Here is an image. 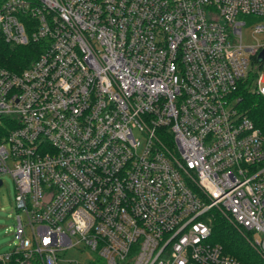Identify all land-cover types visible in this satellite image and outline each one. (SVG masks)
I'll use <instances>...</instances> for the list:
<instances>
[{
    "label": "built area",
    "instance_id": "2783aa9c",
    "mask_svg": "<svg viewBox=\"0 0 264 264\" xmlns=\"http://www.w3.org/2000/svg\"><path fill=\"white\" fill-rule=\"evenodd\" d=\"M263 19L264 0H0V173L23 213L0 264H83L71 247L244 264L210 239L218 215L264 260V123L235 95L264 96V42H242ZM29 43L27 65L3 63Z\"/></svg>",
    "mask_w": 264,
    "mask_h": 264
},
{
    "label": "trees",
    "instance_id": "16d2710c",
    "mask_svg": "<svg viewBox=\"0 0 264 264\" xmlns=\"http://www.w3.org/2000/svg\"><path fill=\"white\" fill-rule=\"evenodd\" d=\"M39 50L38 45H6L2 51L3 63L10 68L19 69L27 65ZM238 97L236 103L256 125L264 123V96L259 94L250 84L239 82L235 89ZM249 232L244 231L232 221L218 215L211 222L210 239L220 243L225 252L232 254L244 264H264L257 248L249 241Z\"/></svg>",
    "mask_w": 264,
    "mask_h": 264
},
{
    "label": "rangeland",
    "instance_id": "374dc122",
    "mask_svg": "<svg viewBox=\"0 0 264 264\" xmlns=\"http://www.w3.org/2000/svg\"><path fill=\"white\" fill-rule=\"evenodd\" d=\"M242 42L246 45L264 42V31L253 32L252 26L249 23L243 24ZM243 83L247 84L246 82ZM135 135L140 137V132L135 130ZM8 165L12 168L10 161H8ZM0 179H2V183L0 184V251H3L15 240L13 232L17 222V213L21 214V216H23V213L15 207V182L11 173L9 171H2ZM60 254L67 259H78L83 264H91L90 260L93 259V254L89 250L80 251L74 247L62 251ZM103 260V258H100V261ZM59 264H66V261L60 260Z\"/></svg>",
    "mask_w": 264,
    "mask_h": 264
},
{
    "label": "water",
    "instance_id": "95a60500",
    "mask_svg": "<svg viewBox=\"0 0 264 264\" xmlns=\"http://www.w3.org/2000/svg\"><path fill=\"white\" fill-rule=\"evenodd\" d=\"M259 60H263L264 59V49L261 51V53L258 56ZM2 183V179H0V184Z\"/></svg>",
    "mask_w": 264,
    "mask_h": 264
}]
</instances>
